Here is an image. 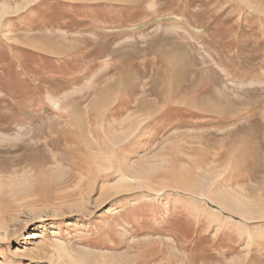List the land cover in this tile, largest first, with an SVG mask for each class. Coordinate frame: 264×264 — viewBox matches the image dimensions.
<instances>
[{"label": "rangeland", "instance_id": "374dc122", "mask_svg": "<svg viewBox=\"0 0 264 264\" xmlns=\"http://www.w3.org/2000/svg\"><path fill=\"white\" fill-rule=\"evenodd\" d=\"M0 264H264V0H0Z\"/></svg>", "mask_w": 264, "mask_h": 264}, {"label": "bare ground", "instance_id": "6f19581e", "mask_svg": "<svg viewBox=\"0 0 264 264\" xmlns=\"http://www.w3.org/2000/svg\"><path fill=\"white\" fill-rule=\"evenodd\" d=\"M37 235V234H36Z\"/></svg>", "mask_w": 264, "mask_h": 264}]
</instances>
